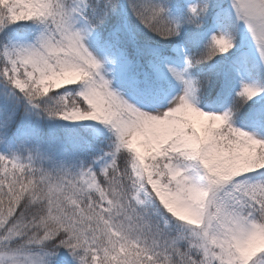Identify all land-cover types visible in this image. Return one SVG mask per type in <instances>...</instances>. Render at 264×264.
Listing matches in <instances>:
<instances>
[{
    "label": "snow or ice",
    "instance_id": "snow-or-ice-1",
    "mask_svg": "<svg viewBox=\"0 0 264 264\" xmlns=\"http://www.w3.org/2000/svg\"><path fill=\"white\" fill-rule=\"evenodd\" d=\"M0 264H264V0H0Z\"/></svg>",
    "mask_w": 264,
    "mask_h": 264
}]
</instances>
